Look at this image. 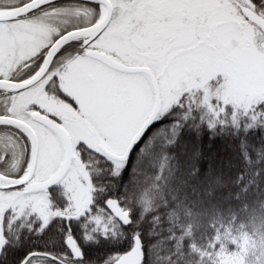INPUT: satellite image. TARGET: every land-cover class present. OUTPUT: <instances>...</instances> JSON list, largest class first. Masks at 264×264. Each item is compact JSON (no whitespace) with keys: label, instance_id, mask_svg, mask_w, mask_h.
Wrapping results in <instances>:
<instances>
[{"label":"snow or ice","instance_id":"6c2138e0","mask_svg":"<svg viewBox=\"0 0 264 264\" xmlns=\"http://www.w3.org/2000/svg\"><path fill=\"white\" fill-rule=\"evenodd\" d=\"M226 127L264 131V0H3L0 264H152L128 165L204 180Z\"/></svg>","mask_w":264,"mask_h":264},{"label":"trees","instance_id":"16d2710c","mask_svg":"<svg viewBox=\"0 0 264 264\" xmlns=\"http://www.w3.org/2000/svg\"><path fill=\"white\" fill-rule=\"evenodd\" d=\"M203 145L200 163L211 173L204 180L189 178L172 150L157 144L137 178L130 163L120 182L144 213L145 230L155 228L148 241L156 245L152 264H219L225 253L242 264H264V131L245 136L231 127L204 129ZM145 192L152 198L147 212L140 202ZM154 216L160 217L155 225Z\"/></svg>","mask_w":264,"mask_h":264},{"label":"rangeland","instance_id":"374dc122","mask_svg":"<svg viewBox=\"0 0 264 264\" xmlns=\"http://www.w3.org/2000/svg\"><path fill=\"white\" fill-rule=\"evenodd\" d=\"M0 2H3V0H0ZM241 261L239 256L230 253L222 254L219 258V264H242Z\"/></svg>","mask_w":264,"mask_h":264},{"label":"clouds","instance_id":"9594fccd","mask_svg":"<svg viewBox=\"0 0 264 264\" xmlns=\"http://www.w3.org/2000/svg\"><path fill=\"white\" fill-rule=\"evenodd\" d=\"M202 183V181H198V184Z\"/></svg>","mask_w":264,"mask_h":264},{"label":"flooded vegetation","instance_id":"af4514ba","mask_svg":"<svg viewBox=\"0 0 264 264\" xmlns=\"http://www.w3.org/2000/svg\"><path fill=\"white\" fill-rule=\"evenodd\" d=\"M0 3H2V2H0Z\"/></svg>","mask_w":264,"mask_h":264}]
</instances>
